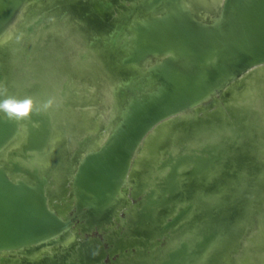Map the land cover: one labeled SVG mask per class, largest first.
I'll use <instances>...</instances> for the list:
<instances>
[{
	"label": "bare ground",
	"instance_id": "bare-ground-1",
	"mask_svg": "<svg viewBox=\"0 0 264 264\" xmlns=\"http://www.w3.org/2000/svg\"><path fill=\"white\" fill-rule=\"evenodd\" d=\"M112 1L114 9L111 11L106 12L99 7H92V10H87L83 15L79 10L78 16L73 22L61 26L56 31L40 32L33 39L36 45H42L48 39L47 36L72 34L71 39L66 44L73 53L75 64L55 74L53 78L54 90L60 98L67 101L69 111L70 106L74 103L71 100L69 91L76 86L83 88L84 75L88 76L87 79H84L88 89L83 88V90L87 92L88 103L92 107L91 124L80 130L76 126H69L67 122L63 121L67 125L58 131L59 139L55 140L48 150L54 131L52 126L50 127L51 120L45 112L41 111L39 114H33L30 120L17 122L15 133L0 146V166L7 169L13 180L22 178L30 183L34 182L30 174L15 170L14 162L30 169L38 166L41 174L49 177V184L47 185L49 206L62 217H65L74 206L75 194L72 190V181L81 161L87 153L100 148L105 143L118 122L121 108L118 88L123 79H126L125 76L128 77L131 74L130 68L124 70L120 64L116 66V63L113 62L114 58L119 57L120 54L110 51L100 41V38H104L102 40L104 43L107 41L110 28L115 22L113 25L105 26L107 34L103 37L99 32H101L100 29L104 27L106 22L115 17L119 18V12L129 9L131 4L137 0ZM31 2V0H25L10 25L0 35V47L8 44L13 38L21 36V25L30 17V13L36 12L33 2ZM223 2L224 0H185V5L199 19L213 22L220 16ZM76 21L77 24L81 21L85 22L86 28L84 31L77 29V26L75 27L76 24L74 25V23ZM58 45L64 46L65 43L63 41ZM97 53L104 60L111 57L110 66L106 63L107 61H104L106 63L104 64L106 74L101 78L97 77L96 68L89 71L76 66L86 64L92 67V63L96 58L94 55ZM160 60L161 58L157 56L149 59L143 69H147ZM6 70L3 65H0V82L8 76ZM8 83L6 79V83L0 87L10 92L6 93V97H13L12 91H17L19 83L14 86ZM97 87L99 88L96 89ZM96 90H98V93ZM241 91L246 93L249 102H239V92ZM221 100L224 101L222 106L226 108L222 119L226 117H230L229 119L234 118L235 124L228 123L223 130L221 129L212 135L209 133V125L211 124H204L194 138L186 139L176 135V128L180 123L198 117L204 111L216 109L218 107L217 102ZM0 114L4 116L3 113ZM257 114L258 116L255 117ZM248 116L254 119L253 125L255 127L253 129L252 125L250 134L259 139L258 134H255L257 131L255 121L264 123V62L254 64L238 73L217 92L210 94L197 105L161 119L144 135L133 154L124 183L118 191L113 204L112 215L110 219L100 223L98 227H104L107 222L119 214L123 207H126V222H130L133 226L136 225L130 231L142 238H149L154 230L150 222L151 217L160 210H167L172 204H175V198L181 194H178V192H181V187L184 186L188 192L187 200L194 207L195 213L189 219L184 220L182 224H179L180 226L178 225L173 232L168 233L165 244L158 246L152 253L141 251L134 256H125L118 261V264H186L193 255L195 257L192 264H214V259L218 258L222 250L232 242L236 235V233L235 235L229 234L231 229L226 225L228 221L225 223L224 231L217 233L218 242L214 244L205 260H202L204 249L199 248V246H197L199 250L192 248L193 245L189 240H195L203 235L205 230L214 223L222 224L225 221L224 218L227 215L225 206L229 198H227L223 183H221L223 176H220V174L215 175L216 171H220L221 168L217 163L222 159L228 161L229 151L225 143L237 142L240 139L239 132L236 129L237 124L242 125L243 118ZM67 139H70L68 146L70 152H74V155L66 163V159L61 160L60 147L63 143H67ZM23 141L26 143L22 148ZM45 152L52 157V162L47 160L41 164L38 160L42 158L41 156ZM38 156L41 158H38ZM250 164L256 163L250 161ZM57 170L66 178L70 184L69 188L60 187L58 180L50 175L49 171L56 174ZM198 170L205 174L200 176L197 175L198 173L194 174ZM209 172L211 175L204 180ZM203 182L206 184H203ZM130 191L134 196H138L144 191L145 194L137 204L131 205L128 197ZM235 196L237 197V195ZM185 209L179 211L178 216L174 217L169 225L176 223L186 212ZM148 213H151L150 216H148ZM231 214L233 220L234 217H237V219L241 217L242 219L244 215L241 208H232ZM232 223L233 221L230 224ZM257 228L253 224L247 229L240 239V244L243 247L247 246L253 249L258 239ZM80 237L79 228L74 225L52 238L32 245L17 249L0 250V264H15L16 262L90 264L95 261L91 254L93 252L89 248L80 247L86 243ZM90 245L87 244L88 247ZM134 247L138 249L137 245H134ZM97 263L95 261L92 264Z\"/></svg>",
	"mask_w": 264,
	"mask_h": 264
},
{
	"label": "water",
	"instance_id": "water-1",
	"mask_svg": "<svg viewBox=\"0 0 264 264\" xmlns=\"http://www.w3.org/2000/svg\"><path fill=\"white\" fill-rule=\"evenodd\" d=\"M0 1L1 35L25 0ZM89 4L106 12L114 9L112 0ZM114 22L104 44L120 54L113 57L116 66L131 69L118 88V122L105 143L81 161L72 181L74 206L65 217L49 206V177L38 166L30 169L14 162L15 170L33 177L32 183L13 180L0 166V250L32 245L74 225L82 233L92 231L110 219L133 154L152 126L197 105L238 73L264 62V0H224L213 22L196 17L185 0H140ZM155 56L161 60L143 69ZM16 127L17 121L0 114V146ZM260 165L263 173L264 163ZM263 195L261 190L246 206L240 225L254 216L253 201ZM240 230L241 226L230 246ZM214 236L204 235L199 248Z\"/></svg>",
	"mask_w": 264,
	"mask_h": 264
},
{
	"label": "rangeland",
	"instance_id": "rangeland-1",
	"mask_svg": "<svg viewBox=\"0 0 264 264\" xmlns=\"http://www.w3.org/2000/svg\"><path fill=\"white\" fill-rule=\"evenodd\" d=\"M7 1L9 0H5V2ZM31 1L33 2L31 3L34 5L36 12L30 13V17H28L27 21L21 25V36L13 38L8 44L0 47V65H3L5 70L7 69L6 71L8 75L0 82V86H3V84L6 83V79L7 82H9L8 84H12L13 86L16 85V83H19L17 91H12L13 97L22 100L25 97L31 96L36 103V107L39 109L42 108L43 103L49 98H53L55 100L54 105L50 109L43 111L47 114L49 120H51L50 127L52 126V130L54 131L53 138L49 143V150L52 147L53 142L59 139L58 131L67 124L72 127L76 126L80 130L91 124L92 107L88 103L87 92L83 90V88L86 90L88 89V85L84 80L87 79L88 76L84 75L82 83L83 88L76 86L69 91L71 100L74 101V103L70 106V110L68 111L67 101L60 98L54 90L53 78L56 73L64 71L75 64L73 53L70 50V47L66 44L68 40L71 39L72 34L65 33L63 35L47 36L48 39H46L42 45H36V43L33 42V39L40 32L46 33L56 31V29H59L61 26L67 25L69 22H73L75 18H77L79 10L83 15L86 11L84 9L85 5L83 2L79 3L78 10H73L71 7L64 4H62V6H56L58 4V0ZM75 4H78V2H75ZM120 13L122 12L120 11L119 14ZM116 18L118 17L106 22L104 27L100 29L101 32L99 33L101 34V37L107 34L105 26L108 27L113 25L114 21L117 20ZM29 24H33V27L28 31ZM74 25L81 31H84L86 28L85 22L82 21L79 22V24H77L76 21ZM103 39L104 38H100V41L104 44V41H102ZM63 41L65 45L59 46L58 43ZM94 56L96 58L92 63V67L86 64H79L76 66L89 71L96 68L97 77L101 78L104 74H106L104 64L107 63L109 66L111 65V57H108V60H104L99 53ZM104 61L107 62L105 63ZM30 84L32 85L29 86ZM98 88L99 87L96 89ZM7 92L9 91L6 89V93ZM96 92L98 93V90H96ZM239 93V102L245 103L246 101H250L247 99L248 97L246 93L242 91ZM5 98L6 95L0 96V100ZM223 102L224 101L222 100L218 101V107L216 109L204 111V113H200L198 117H194L187 122L180 123L176 128V135L186 139L194 138L198 135L204 124H211L209 125V133L212 135L221 129L223 130L225 125L228 123L235 124L234 118L229 119L230 117H226L225 119H222L223 113L225 112L224 110L226 109L222 106L224 104ZM256 116H258V114L255 115V117ZM63 121L67 122V124L63 123ZM253 121L254 119L248 116L243 118L242 125L237 124L236 129L239 132L240 139L237 142L232 141L229 144L225 143V146L229 151L228 161L226 162L222 159L217 163L221 166V168L220 171H216L217 173L215 175L217 176L220 174V176H223L221 183H223L224 191L227 194V198H229L226 206H229V204L232 203V208L243 209L244 215L242 214V219L241 217L238 219L237 217H234L235 222L232 216L228 220V223H226L228 228L231 229L229 234L233 235L238 233L241 226L240 234L231 246V243H229L225 249L222 250L217 258V261L214 259V264H242L243 261V264H263L264 262V195L257 198L255 203L253 201L252 208L255 209L254 216L245 221L243 225H240L246 217V206H248L256 194H258L261 190H264V172L262 173L263 165H260L261 163H264V123H258L255 121V126L257 128L255 134H258L260 137L259 140L258 137L255 136L254 138L250 134ZM254 128L255 127L253 125V129ZM11 131L12 130H10V132ZM69 141L70 139H67V143H63L60 147L61 160L66 159V163L68 162L67 160H70L74 155V152L71 153L69 150ZM24 143L26 142L23 141L22 148ZM70 153L71 155H69ZM41 157L38 156V158H41L38 160L41 164L47 160L48 162H52V157L47 155L46 152ZM250 161H254L256 164H250ZM49 173L58 180V185L60 187L64 189L66 187L69 188L70 184L58 170L56 171V174L53 171H49ZM194 174L200 176L205 173L199 172L198 170L195 171ZM210 175L211 173L209 172V175L207 174L204 180H206ZM203 184L206 183L203 182ZM181 188V192H178V194H181L176 196L175 204H172L167 210H160L151 217L150 222L154 230L149 238H142L130 231V229H134V226L136 225L133 226L130 222H126L125 215L127 212L126 207H123L119 214L107 222L104 227L99 228L97 226L96 228H99V230L94 228L92 231H85L84 233L81 232L80 239L86 243L80 247L91 249L93 252L91 254L93 259L98 262L97 264H113V259L117 255L116 254L113 257L105 255L104 245L107 246L108 243L105 240L104 235H106L107 239L114 246L112 254L117 251L120 253L117 264L118 261L122 260L125 256H134L141 251L145 253H152L158 246L165 244V239L168 233L173 232L179 224H182L184 220L189 219L195 213L194 207H192V204L187 200L188 192L185 186ZM144 194L145 191L138 196H134L132 191H130L128 193V197L130 198L129 204H137L138 201L142 200ZM235 195H237V197ZM183 208H186V214L183 213L182 217L176 223L169 225V223L173 221V218L178 216L179 211ZM232 208L229 209V211H226L227 215L231 213ZM150 214L151 213H148V216H150ZM232 221L233 223L230 224ZM253 224L258 227V231L256 232L258 236L257 242L253 249L247 246L243 247L240 244V239L245 234L247 229ZM122 229L124 230V233L121 232ZM100 230H105L106 234L104 231L101 232ZM88 243L91 244L89 247L87 246ZM134 245H137L138 249L134 247ZM210 258H212V256H210ZM15 264L31 263L16 262Z\"/></svg>",
	"mask_w": 264,
	"mask_h": 264
},
{
	"label": "flooded vegetation",
	"instance_id": "flooded-vegetation-1",
	"mask_svg": "<svg viewBox=\"0 0 264 264\" xmlns=\"http://www.w3.org/2000/svg\"><path fill=\"white\" fill-rule=\"evenodd\" d=\"M78 2V4H75V2ZM105 1V0H104ZM76 2V3H77ZM84 3V5H85V11L86 10H92V6H91V4H89V0H58V4L56 5V6H62V4H64V5H66V6H69V7H71L73 10H78V5H79V3ZM136 2H140V0H137ZM128 4H129V2H128ZM33 27V24H29L28 25V31L29 30H31V28ZM229 200V199H228ZM231 204V203H230ZM229 204V205H230ZM229 209V207H228V205L226 206V211ZM231 213L230 214H228V215H226V217L224 218V227H223V223L222 224H220V223H214L213 225H211L209 228H207L206 230H205V232L203 233V235H201L200 237H198L197 239H195V240H189V241H191V243H192V245H193V247L192 248H195L196 250H199V249H197V246H198V242H202V241H204V235H206V236H208L209 237V235L211 234V233H214L216 236H214V237H212L211 238V240L208 242V244H207V246L205 247V248H203L204 250H203V257H202V260H205L206 258H207V256H208V253L212 250V248L214 247V244L216 243V242H218V239H217V233L219 234L220 232H223L224 231V228H225V223L230 219V217H231ZM217 229H216V228ZM96 229H98V228H96ZM99 230V229H98ZM80 231V230H79ZM104 231V233L106 234V231L105 230H103ZM103 231H101V232H103ZM121 232H123L124 233V230L122 229L121 230ZM80 233H81V231H80ZM105 236V240L107 241V243H108V245L107 246H105L104 245V243H103V245H104V249H105V255H110V257H113V256H115L116 254V257L113 259V264H117V260H118V257L120 256V253H119V251H117V252H115V253H113L112 254V249L114 248V246L112 245V243L107 239V237H106V235H104ZM89 238V237H88ZM164 239H165V237H164ZM199 239V240H198ZM194 249V250H195ZM202 249V248H201ZM128 250V249H127ZM205 252V253H204ZM195 257V255H193V256H191L190 257V260L186 263V264H192V261H193V258ZM105 258V257H104ZM108 264V263H107ZM194 264V263H193Z\"/></svg>",
	"mask_w": 264,
	"mask_h": 264
},
{
	"label": "clouds",
	"instance_id": "clouds-1",
	"mask_svg": "<svg viewBox=\"0 0 264 264\" xmlns=\"http://www.w3.org/2000/svg\"><path fill=\"white\" fill-rule=\"evenodd\" d=\"M6 95V89L0 87V96ZM55 103L53 98H49L42 105L41 109L36 108V103L31 96L24 99H17L12 96H7L0 100V113H3L9 120L17 122L30 120L33 114H39L41 111H47Z\"/></svg>",
	"mask_w": 264,
	"mask_h": 264
}]
</instances>
